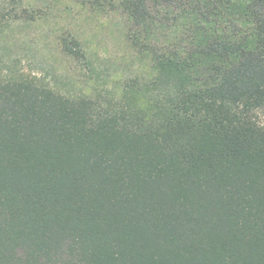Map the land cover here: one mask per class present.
<instances>
[{"label": "trees", "instance_id": "obj_1", "mask_svg": "<svg viewBox=\"0 0 264 264\" xmlns=\"http://www.w3.org/2000/svg\"><path fill=\"white\" fill-rule=\"evenodd\" d=\"M90 2L145 72L104 98L0 65V264H264V0ZM41 17L0 0V38Z\"/></svg>", "mask_w": 264, "mask_h": 264}, {"label": "rangeland", "instance_id": "obj_2", "mask_svg": "<svg viewBox=\"0 0 264 264\" xmlns=\"http://www.w3.org/2000/svg\"><path fill=\"white\" fill-rule=\"evenodd\" d=\"M42 11L30 24L14 23L0 38V65L49 84L70 96L115 95L121 82L143 75L125 39L122 14L90 0H24ZM76 41L80 52L67 53L62 42ZM4 67V66H2ZM264 123V112H259Z\"/></svg>", "mask_w": 264, "mask_h": 264}]
</instances>
